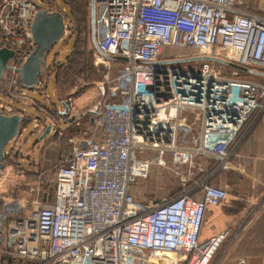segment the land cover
<instances>
[{"label":"built area","instance_id":"1","mask_svg":"<svg viewBox=\"0 0 264 264\" xmlns=\"http://www.w3.org/2000/svg\"><path fill=\"white\" fill-rule=\"evenodd\" d=\"M94 1L96 13L103 10L96 21L103 30L98 58L108 69L110 60L121 67V84L110 90L115 98L103 96L83 112L71 93V120L63 123L62 111L43 107L20 83L36 48L32 24L40 6L0 0V49L15 53L0 80V115L22 116L19 135L36 119H24L18 105L45 113L35 129L50 126L62 137L78 127L69 138L71 154L51 180L52 198L9 211L4 236L13 253L36 264H210L223 235L201 239L206 212L228 198L210 179L230 168L244 127L264 122V84L228 73L225 65L264 71V11L244 10L241 0ZM52 10L64 17L63 38L75 36L64 11ZM197 57L221 62L172 63ZM196 109L197 136L183 117ZM85 118L90 123L81 128ZM169 162L180 193L138 203L134 187Z\"/></svg>","mask_w":264,"mask_h":264},{"label":"rangeland","instance_id":"2","mask_svg":"<svg viewBox=\"0 0 264 264\" xmlns=\"http://www.w3.org/2000/svg\"><path fill=\"white\" fill-rule=\"evenodd\" d=\"M32 1L47 11L53 9L52 7L64 11L65 23L71 26V12L70 8L63 3L65 0ZM243 2H245L244 5H246L247 8L259 10V3L257 1L243 0ZM102 13V9L97 11L96 21ZM94 33H97L99 38L103 36V30L100 29L98 25ZM89 34H91V27L88 32V35ZM75 36L71 38L65 36L52 47L47 55L48 68L43 74L44 81H40L34 90L26 91L29 97L35 99L42 105H46L50 110H55L57 108L63 109V104L57 98V93L55 91L56 73L58 67H60L72 53ZM90 43L91 39L84 48L83 45H80V51L87 54L92 52ZM176 53L180 55L185 54L182 52ZM191 53L194 54V52ZM90 57L93 72H89V74H91V78L95 81V83L89 84L92 86V89L77 98L75 95L80 89L79 86L65 93L67 98L71 96V93H74L73 97L76 98V106L81 111H85L94 104L96 100L103 96L115 98L113 95L109 94L110 90L116 85L121 84V76L123 75V70L115 62L110 60L109 64L111 68L108 69L101 63V60L98 58V53L90 54ZM180 64L181 63H179V65ZM195 64H198V62H184L182 65L191 68ZM106 77H108L107 80ZM42 83L46 85L43 94L38 90ZM78 85L86 87L88 83L80 81ZM46 97L49 98V100ZM0 102H5V100L0 99ZM18 107L21 111L25 112L24 119L25 116L27 120L33 119L34 117H38L39 119L29 122L26 126V131L6 147V151L9 152V155L6 154L5 169L0 171V224L7 221V208L12 204L16 205H12L10 211L11 213H16L21 206L30 209L34 202H46L48 199L50 200L52 198L54 186L51 180L57 169L63 164L64 158L68 155L70 152L69 149L71 148V145L67 141H58L57 138L51 141L50 139L56 136L54 135V131L48 135L44 141H39L44 130H36L35 126L41 125V118L45 117V113L29 105H18ZM62 116L69 118V116L65 114ZM183 117L187 118L188 124L191 125L193 129V135L197 136L200 126V111L197 109L187 110L183 113ZM83 127H86L85 124H81V128ZM65 128L66 125L64 124L63 129ZM76 128L78 127L76 126L74 131ZM74 135L76 134H71L69 131L66 133V137H72ZM189 140H191V138H189ZM179 191V176L174 171L171 162L168 163V167L166 168L153 167L148 178L141 180L134 188L136 201L142 204L149 198L162 200L174 197Z\"/></svg>","mask_w":264,"mask_h":264},{"label":"crops","instance_id":"3","mask_svg":"<svg viewBox=\"0 0 264 264\" xmlns=\"http://www.w3.org/2000/svg\"><path fill=\"white\" fill-rule=\"evenodd\" d=\"M252 1L259 3L258 12L264 11V0ZM241 4L244 5L245 2L241 0ZM51 11L53 10L48 12ZM40 81H44V77ZM42 106L46 107L44 104ZM53 111L63 112L64 107ZM78 111L83 112L79 109ZM62 119L65 122L71 120V117ZM40 129L46 128L40 127L36 130ZM76 130L73 133L77 135L78 128ZM65 135L66 131L63 136ZM69 150L68 155L72 152V145ZM212 170L210 167L209 171ZM210 182L228 191L226 201L219 207L207 209L202 228V240L223 235L210 264H264V122L256 120L244 127L230 160V168L216 171ZM12 205L7 208V213L11 212ZM6 229L7 225L2 222L0 264H36L34 260L20 257L11 251V242L4 236Z\"/></svg>","mask_w":264,"mask_h":264},{"label":"water","instance_id":"4","mask_svg":"<svg viewBox=\"0 0 264 264\" xmlns=\"http://www.w3.org/2000/svg\"><path fill=\"white\" fill-rule=\"evenodd\" d=\"M92 6V26L95 32L96 28V6L95 1L91 0ZM64 17L62 13H49L46 9H40L36 14L33 24L32 33L36 43V48L27 58L22 69L20 70V83L27 90H34L40 82L48 68V53L52 47L63 38ZM95 35V33H94ZM97 45V42H96ZM97 50L99 48L97 46ZM14 51L0 49V80L4 71L8 68V62L14 57ZM210 60L219 61V59L209 57H197L192 59L176 60L172 63H182L186 61ZM65 115L69 114L66 104H63ZM23 118L20 114L11 116L0 115V171L5 169L6 147L14 141L20 134ZM93 122V121H92ZM51 134V127L48 126L42 133L39 141H44ZM81 146L86 148V143Z\"/></svg>","mask_w":264,"mask_h":264},{"label":"trees","instance_id":"5","mask_svg":"<svg viewBox=\"0 0 264 264\" xmlns=\"http://www.w3.org/2000/svg\"><path fill=\"white\" fill-rule=\"evenodd\" d=\"M63 3H65V5H67L70 8L71 21L73 22L76 28V36L74 39L72 53L69 55L66 61L60 67H58L56 73V80H55L56 93H57L56 96L62 102V104H66V100H67L66 97L67 95H65L66 92L79 86L80 89L76 92L75 95V97L77 98L92 89V86L89 84L95 83V81L91 78V74H89V72L90 73L93 72L91 67L92 62L90 63V58H91L90 54L92 55L98 53L96 42L98 41L99 36L97 33L94 35L92 29L91 0H65V2ZM241 7L251 12H258L255 9L247 8L246 5H242ZM90 27H91V34L88 35ZM96 28H97V24H96ZM90 39H91L90 45L92 46L91 49L92 52H90L89 54L85 52L83 53L82 51H80L81 49L79 47L80 45H83L84 48V46L87 43H89ZM225 69L228 73L237 71L241 78L256 80L264 84V71L252 69V68H242L234 63L226 64ZM43 77L44 75L41 77V79H43ZM80 81L86 82L88 83V85L86 87H81L80 85H78ZM89 123H90V119L88 118H85L80 122V124H85V126L89 125ZM76 126L77 124L71 125L68 131L72 134ZM55 138H57L58 141L68 142L70 137H66V135L59 137L56 135L52 137L50 140L52 141V139ZM202 177L203 175L198 177L197 179H200Z\"/></svg>","mask_w":264,"mask_h":264},{"label":"bare ground","instance_id":"6","mask_svg":"<svg viewBox=\"0 0 264 264\" xmlns=\"http://www.w3.org/2000/svg\"><path fill=\"white\" fill-rule=\"evenodd\" d=\"M237 55L235 54V53H233V52H231V57H236Z\"/></svg>","mask_w":264,"mask_h":264}]
</instances>
